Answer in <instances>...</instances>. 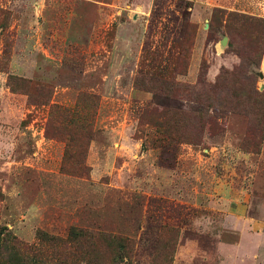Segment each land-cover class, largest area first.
I'll return each mask as SVG.
<instances>
[{
	"label": "rangeland",
	"instance_id": "rangeland-1",
	"mask_svg": "<svg viewBox=\"0 0 264 264\" xmlns=\"http://www.w3.org/2000/svg\"><path fill=\"white\" fill-rule=\"evenodd\" d=\"M0 264H264V0H0Z\"/></svg>",
	"mask_w": 264,
	"mask_h": 264
},
{
	"label": "trees",
	"instance_id": "trees-1",
	"mask_svg": "<svg viewBox=\"0 0 264 264\" xmlns=\"http://www.w3.org/2000/svg\"><path fill=\"white\" fill-rule=\"evenodd\" d=\"M45 133L48 135V131H46ZM68 141H69V139H67L66 142H68ZM66 151H68L67 143H66ZM102 235H104V233L99 232V231H95V230H92V229H88V228L69 227L65 239H73V240H75V239L83 238V237H86V236H88L90 238H94V237L102 236ZM51 239H52V237H51ZM60 240L61 239H59L58 241H60Z\"/></svg>",
	"mask_w": 264,
	"mask_h": 264
},
{
	"label": "water",
	"instance_id": "water-1",
	"mask_svg": "<svg viewBox=\"0 0 264 264\" xmlns=\"http://www.w3.org/2000/svg\"><path fill=\"white\" fill-rule=\"evenodd\" d=\"M221 43H222V41H221Z\"/></svg>",
	"mask_w": 264,
	"mask_h": 264
}]
</instances>
